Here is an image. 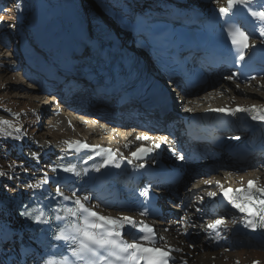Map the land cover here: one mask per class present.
Masks as SVG:
<instances>
[{"label": "bare ground", "instance_id": "obj_1", "mask_svg": "<svg viewBox=\"0 0 264 264\" xmlns=\"http://www.w3.org/2000/svg\"><path fill=\"white\" fill-rule=\"evenodd\" d=\"M31 2V9L33 10L31 11V14H33L34 11L38 12V10L41 9V3H43V5L47 8L49 18L47 19L45 28L46 30H48L52 27H55V30H53L51 35L58 34L63 36V34L65 35L69 31V24L59 9V0H52V2H49V0H31ZM215 2H218L219 6H222L224 5L225 0H216ZM166 5L169 6L171 5V3L166 2ZM224 71V69H220L218 71V77L216 81L218 83L230 85V82H227L226 79L221 78V75L225 74ZM1 74L2 73H0V78L2 77ZM227 78H229V76H227ZM71 90L72 92H74V94L71 95L68 105L62 107V116L59 117V119L64 121V123H67L68 127L72 126L74 127V129H76L82 128L83 126V123H81L75 116H73V113L77 116L80 115L82 118L85 119L94 118L98 122L105 123L107 120L114 121L111 116L114 114L113 112L118 109V107H116V104L114 103V100L111 101L100 97L98 98L97 103L94 106L88 107L83 105L82 101L83 96H85V92L77 88ZM30 92L36 95V91L31 90ZM49 93V91L45 92L48 103L51 102L50 98L47 97ZM68 93L64 95L65 100L69 98ZM202 94L206 93L204 92ZM250 96L251 98L257 99L256 96L254 97L252 94ZM38 97L41 98V96ZM200 97L201 94L195 96L194 98L200 99ZM42 99H44L43 94ZM190 101L192 102L191 99ZM41 108L42 113H45L44 108ZM0 113L3 114V111L0 110ZM24 115L25 112L19 115L18 117L15 115L4 113L3 116L0 117V120L9 121L10 124L12 123L13 127V123H15L17 120L21 122L23 120ZM162 121H167L168 125L164 127H157L159 131V137L174 138L170 134H167V132L171 128V117L164 116L162 117ZM137 124L140 125V121H137ZM1 125L3 126V129L8 128L5 129V133L9 135L6 136L7 138H0V148L2 149V151H0V171L6 173L5 175L0 176L2 180L0 184V236L4 234V227L7 225L14 226L17 230L26 229L25 225L16 216H14L15 213L11 212L8 206H4L3 202L6 196L13 195L14 191L18 188L25 193L41 191L46 184L45 182H43L45 176L41 175V171L34 167V164L30 160V158H35L36 156L42 157L44 156L43 152H46V150L50 148H55L57 152L51 157L50 161L45 163V167L49 168L51 164L57 163V161L60 159V150L63 146L67 144L65 142L67 141L71 143L73 137L76 136L72 134L68 135L63 130L61 132H57V130H52L49 134L35 136L34 134L27 133L25 125L21 127L20 124L18 127H13L11 129L7 127L8 125ZM17 129L19 131H17ZM93 131H97V128H93ZM117 132L118 134H115V136L119 139L120 136L123 137V134L126 133V130L119 129ZM26 136L30 137L32 143H30L23 150L22 153H19L16 145L18 141H24V139H26ZM185 140L186 142L182 144L179 150L174 152L176 154L177 159L183 156L182 154L187 149H190V145L187 144L189 138L186 137ZM194 147L198 148V145ZM214 151V154L211 156L200 157V163H203V167H206L211 172L216 173V175L213 176V179H215V177H219L222 181H219V184L216 183L217 181L214 182L209 189L205 190V182L197 181V183L190 190H187V193H184L187 194L184 200L182 199V203L184 204L185 208L182 210L178 209L179 211L177 210L183 215L181 217L183 220V225L179 226L180 223H182L180 219V223H178L179 225H177V222L179 221L176 222L173 218V215L175 214L172 212L173 210L171 208H168L169 210L167 209L168 213H166L164 219H161L160 223L158 224V226H160V235L164 237V240L161 241L160 239L161 242L157 243V245L170 249L174 253L175 257L179 260L178 264L189 261V258H194V261L192 263L189 262L187 264L212 263L211 260H209L210 257L212 255L218 256L220 254L219 247L224 246L223 242L215 236V229H218L219 233L221 231H224L226 239L230 242H234L238 239L237 236L231 234L232 226L235 225V222L227 221L226 224L221 223L216 228L209 227L210 225L214 224L217 220H219V218L217 217L222 214L228 217V219H232L230 217H235V215L225 214L224 211H222V209L220 208L216 197L209 196L208 193L211 192L212 188H220L219 185L227 186L224 178L225 174L224 172L218 171L219 168H222L224 170L233 169L236 171L238 169H241L245 164H248L253 161L255 158L247 159L248 161L244 160L246 161V163H243L239 157L232 158H237L241 161L231 159L230 153L224 150L223 148ZM193 158L194 156L192 157V160ZM181 160L186 168L185 176L193 177L194 175H197L199 173L202 174V170L192 164L191 157H183V159ZM239 175L248 176L249 174L244 172L243 174L241 173ZM175 192L176 190L172 187L166 189L164 192L165 197L163 199V202L168 201L170 205H173V197L171 196H174ZM192 194H202V199L200 198L201 200L198 202L193 200V198L192 200H190ZM191 207H194L196 211L191 210ZM11 243L15 244V247L11 251L12 254H10V256L5 259V264H7V261L10 260H12L13 264L15 262L16 264H41L40 261L34 259L32 254H29L27 256L25 262L22 261V256H20V249L22 248V246L30 247L35 245V243H33L32 241V236L29 232H25V234L21 238H15L14 241H12ZM176 249H179V251H176ZM3 252L4 250L2 251V253ZM260 262L264 264L262 261ZM1 263H3L2 260H0V264ZM214 264L221 263L215 262Z\"/></svg>", "mask_w": 264, "mask_h": 264}, {"label": "rangeland", "instance_id": "obj_2", "mask_svg": "<svg viewBox=\"0 0 264 264\" xmlns=\"http://www.w3.org/2000/svg\"><path fill=\"white\" fill-rule=\"evenodd\" d=\"M92 1L93 0H91L88 5H91ZM2 2L4 3L5 7L0 12V73H2V77L0 78V110L3 111V114L8 113L17 117L25 112L23 120L21 122L17 120L15 123H13V127H18L20 124L21 127L25 125L27 133L34 134L35 136L49 134L52 130H57V132H61L63 130L68 135L72 134L91 139L103 137L106 130V123L104 122H98L94 118L85 119L80 115L77 116L73 113V116H75L81 123H83L82 128L74 129V127H68L66 122L64 123V121L59 119V117L62 116V107L68 105L70 97L72 94H74V92L68 93L69 98L67 100L63 98L58 101L55 100L56 103L55 101H51L48 103L45 95L46 90H44L43 88H37V84L28 78L23 69L22 63H20L19 61V56L16 55L17 32L15 31V24L21 17V0H14L13 3L9 4H6L7 0H3ZM97 3L98 4L95 3L93 7H91L88 11L91 21L98 24L101 20V22L105 23L106 26H109V24L106 22L107 19L111 23V25L114 26L115 22L114 18L112 17V12L110 11L109 5L100 1ZM26 4H28V6H32L31 0H29L28 2H24V5ZM102 4L107 5V7H105V10L107 11L108 16L110 15L111 18L106 17L105 20L101 19L102 17L100 18V16L105 13V10L102 11L101 9ZM15 10L17 12L16 15H14ZM81 10L82 12H84L85 9L81 8ZM225 79L227 82H230V85L218 82L206 85L200 90L192 92L191 94L187 95V97H184L186 102L178 105L177 109H179V111L172 116V121L170 124L171 128L167 132V134H170L173 137H177V139L181 141L177 144L178 146L183 143V135L181 133V130H179V124L180 118L184 113L191 110L200 109L208 104H248L258 102L264 103V78L254 79L244 84H239L232 79ZM31 90L36 91V95L31 93ZM204 92L206 94H202ZM42 94L44 95V99H42ZM88 94L89 93L86 94L85 92V96H83L82 101L83 105L90 107V95ZM199 94H201L200 99H195L194 97ZM249 94H252L254 97L256 96L257 99L251 98ZM38 96H41V98H39ZM190 99L192 100V102L190 101ZM55 104H59V107L55 108ZM41 107L44 108L45 113H42ZM3 114L0 113V117L3 116ZM165 125H168V122L163 121L160 124V126ZM13 127L11 126L9 128L11 129ZM93 128H97V131H93ZM5 129H3V126L0 124V138H5L7 135H9L5 133ZM176 141V139H172L169 141V143L175 144ZM177 145H174L175 147L173 149L176 150L178 148ZM0 151H2L1 148ZM214 152L215 151L209 150L205 147L195 149L196 154L192 163L195 167H198L202 170V174L199 173L197 175H194L193 177L185 176L179 183H177V185L174 186L176 192L174 196H171L173 197L174 203L173 205H170L167 201V206L173 210L172 212L175 214L173 215V218L175 219V221L177 222L179 221V219L181 220L182 223H180V221L177 222V225H179L178 223H180L179 226L183 225V220L181 218L183 215L182 213L178 212V209L182 210L185 208L182 202L187 194L184 193H187V190H190L197 183V181L209 182L205 183L206 185L204 187V190L209 189L214 182L222 181L219 177H215V179H213V176H215L216 173L211 172L206 167H203V163H200V157L211 156L214 154ZM186 154L188 153L186 152L183 155ZM230 158L241 161L237 158ZM242 162L246 163V161ZM218 171L224 172V178L227 185L244 182L247 178H257L261 183L264 184V155L256 156L253 161L245 164L241 169H238L236 171L233 169L224 170L222 168H219ZM244 172L249 175H239L241 173L243 174ZM217 189L212 188L211 192H216ZM190 198V200H192L193 198V200L198 202L202 199V194H192ZM191 208V210L196 211L194 207ZM217 218H219V220L221 219L223 221V224L227 223L228 218L226 216L220 215ZM232 220L235 221V219L233 218ZM214 234L223 242L224 246L219 247L220 254L218 256L212 255L210 257L209 260H211L212 262L210 264H214L215 262L221 264H248L253 260L262 261L264 263V246L257 245L251 240L242 238H238L236 241L230 242L226 239L224 231H221L219 234ZM163 238L164 237L162 236V239ZM14 247L15 244H9L5 246L4 252L0 255V260L3 261V263L1 264H5V259L8 258L10 254H12L11 251ZM193 261L194 258H189V261L181 264H187L189 262L192 263ZM7 262V264H13L10 263L12 262V260ZM14 264H16V262Z\"/></svg>", "mask_w": 264, "mask_h": 264}, {"label": "snow or ice", "instance_id": "obj_3", "mask_svg": "<svg viewBox=\"0 0 264 264\" xmlns=\"http://www.w3.org/2000/svg\"><path fill=\"white\" fill-rule=\"evenodd\" d=\"M250 3L251 0H227L226 6L222 5L219 7V13L221 16H225L232 13L233 9L237 6L248 7ZM248 10L252 17L261 22L260 35L264 36V11H253L250 7ZM228 34L232 44L237 49L239 60H243L246 50L254 46L249 43V33L233 24L228 27ZM217 111L223 112L225 109H217ZM228 111L232 115H235L236 112L256 113V115H253V119L264 121V105L259 108L255 105L251 108L237 107ZM0 124L12 126L7 120H0ZM17 131L19 130L17 129ZM137 139H148V137H137ZM235 139H239V137H235ZM65 143L68 144L69 148L75 147L77 150L90 147L80 142L73 144L66 141ZM156 147H159V145L157 144ZM101 151L107 154L108 159L105 163H111L115 157V153L110 149H102ZM133 156L137 159L141 158L137 153H133ZM179 158L183 159L182 156ZM116 166L119 167V164ZM64 171L74 172L75 169L69 167L65 168ZM5 174L3 171H0V176ZM76 174L79 175V173ZM43 182H47L46 177ZM205 183L209 182L205 181ZM217 183L219 184V182ZM255 185V181H249L246 189H225L223 185H219L224 198L234 208H237L249 217L245 222V227L253 230L257 228L264 229V187H257ZM146 194V192L142 193V195ZM72 195L75 196V193ZM208 195L215 196L216 193L209 192ZM64 199L68 200L71 197L65 196ZM89 199L90 197L88 196L83 197L84 201ZM74 203L77 205L76 208H68L65 210L64 216L58 215L56 217L57 220H66L67 222L59 234L55 236L56 240L65 242L70 251V256L74 259H70L67 255L62 256L60 259L52 257L47 259L44 264H169V260L171 259L170 251H165L155 246L157 240L155 231L151 226L140 222L139 231L144 234L134 235L132 242L129 243L124 239L122 230L125 225L133 229L138 227L137 222L131 217L112 218L101 215L85 207L80 198H77ZM141 215H145V213H141ZM69 217L75 219H68ZM35 219L39 220L40 216L35 217ZM222 222V220H217L209 227L216 228ZM176 251H179V249H176ZM254 264H258V262H254Z\"/></svg>", "mask_w": 264, "mask_h": 264}, {"label": "trees", "instance_id": "obj_4", "mask_svg": "<svg viewBox=\"0 0 264 264\" xmlns=\"http://www.w3.org/2000/svg\"><path fill=\"white\" fill-rule=\"evenodd\" d=\"M53 86H50L49 89H52Z\"/></svg>", "mask_w": 264, "mask_h": 264}]
</instances>
